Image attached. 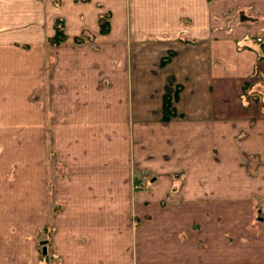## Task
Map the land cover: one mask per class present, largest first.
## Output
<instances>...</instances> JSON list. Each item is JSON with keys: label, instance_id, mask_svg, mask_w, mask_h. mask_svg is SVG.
I'll use <instances>...</instances> for the list:
<instances>
[{"label": "crops", "instance_id": "1", "mask_svg": "<svg viewBox=\"0 0 264 264\" xmlns=\"http://www.w3.org/2000/svg\"><path fill=\"white\" fill-rule=\"evenodd\" d=\"M258 36L264 0H0V264H264Z\"/></svg>", "mask_w": 264, "mask_h": 264}, {"label": "rangeland", "instance_id": "2", "mask_svg": "<svg viewBox=\"0 0 264 264\" xmlns=\"http://www.w3.org/2000/svg\"><path fill=\"white\" fill-rule=\"evenodd\" d=\"M85 38V37H84ZM11 123L7 124L6 122L0 121V130L6 129L7 125H10ZM31 132V131H30ZM26 132H8L7 130L0 131V160L2 158L6 157V153L10 150H12L11 144L16 143V137L17 135H24ZM31 134V133H30ZM219 159V158H218ZM6 164H0V172L7 171L8 168L4 167Z\"/></svg>", "mask_w": 264, "mask_h": 264}, {"label": "trees", "instance_id": "3", "mask_svg": "<svg viewBox=\"0 0 264 264\" xmlns=\"http://www.w3.org/2000/svg\"><path fill=\"white\" fill-rule=\"evenodd\" d=\"M65 38L64 32H63V28L62 26L58 23L57 25V34L55 36V41L56 42H60ZM164 63V61H163ZM177 96V95H175ZM173 114V108H172V98H168L166 100V118H169L170 115Z\"/></svg>", "mask_w": 264, "mask_h": 264}, {"label": "built area", "instance_id": "4", "mask_svg": "<svg viewBox=\"0 0 264 264\" xmlns=\"http://www.w3.org/2000/svg\"><path fill=\"white\" fill-rule=\"evenodd\" d=\"M257 40L264 45V36H258Z\"/></svg>", "mask_w": 264, "mask_h": 264}]
</instances>
